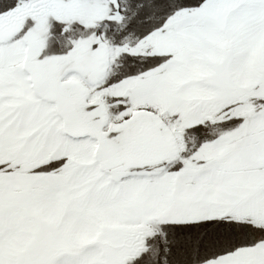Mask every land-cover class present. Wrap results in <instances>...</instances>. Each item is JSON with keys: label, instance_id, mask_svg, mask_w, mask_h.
I'll return each mask as SVG.
<instances>
[{"label": "snow or ice", "instance_id": "obj_1", "mask_svg": "<svg viewBox=\"0 0 264 264\" xmlns=\"http://www.w3.org/2000/svg\"><path fill=\"white\" fill-rule=\"evenodd\" d=\"M0 264H264V0H0Z\"/></svg>", "mask_w": 264, "mask_h": 264}]
</instances>
